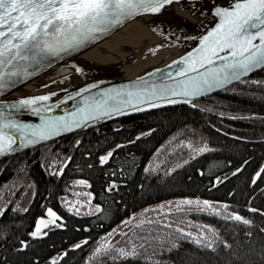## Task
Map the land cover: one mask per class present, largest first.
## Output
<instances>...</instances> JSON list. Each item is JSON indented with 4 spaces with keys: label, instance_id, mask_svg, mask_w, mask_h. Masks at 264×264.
Segmentation results:
<instances>
[{
    "label": "trees",
    "instance_id": "trees-1",
    "mask_svg": "<svg viewBox=\"0 0 264 264\" xmlns=\"http://www.w3.org/2000/svg\"><path fill=\"white\" fill-rule=\"evenodd\" d=\"M72 70L61 67L44 79ZM174 135L209 150L171 171L149 172L151 157ZM108 152L112 156L102 164ZM261 169L264 68L193 104L133 114L1 160L0 264H264ZM78 178L89 183L99 211L77 213L64 205L62 197ZM185 197L225 201L251 223L196 210L190 216L217 231L210 248L176 235L150 255L88 260L99 239L131 214ZM49 208L59 219L33 237Z\"/></svg>",
    "mask_w": 264,
    "mask_h": 264
},
{
    "label": "snow or ice",
    "instance_id": "snow-or-ice-1",
    "mask_svg": "<svg viewBox=\"0 0 264 264\" xmlns=\"http://www.w3.org/2000/svg\"><path fill=\"white\" fill-rule=\"evenodd\" d=\"M174 2L178 3L179 0H0V95L5 89L14 87L17 78H29L46 61L50 63L49 58H59L62 54L81 49L89 41L96 40L98 34H106L137 16L159 14ZM225 3L227 6H214V26L198 38V46L179 60L173 61V65L178 66L175 75L155 70L160 73L159 84L140 77L129 85L84 96L83 107H77L62 116L48 115L53 106L46 102L57 95L55 92L21 98L15 102H0V155L15 151L14 145H17L18 140L20 147L35 145L82 127L90 120L113 114L123 115L126 110L144 111V105L157 108L161 106L160 101L169 104L188 102L187 99L181 101L176 97L202 96L233 81H241L242 77L258 68H264V0H225ZM159 47L163 45L157 46L156 50ZM150 51L153 54L155 52ZM173 65H168V68ZM76 71L82 70L76 68ZM98 87L99 85L92 84L82 88L76 96L90 93L91 89ZM68 99L75 97L70 95ZM59 106L57 104L54 107ZM20 109H30L33 115L40 118V123L19 122L15 119L13 110L18 112ZM194 150L205 152L209 149L202 147ZM111 156L112 153L109 152L100 158V162L107 163ZM77 183L87 186L85 181ZM83 195L90 196L88 193ZM193 203L197 206L201 204L200 201L192 200L180 202L181 205ZM203 207L212 209L214 214L219 215L208 201H203ZM223 207L227 208V205ZM48 216L52 220L39 221L32 233L33 237L41 234V226L48 227L49 223H55L59 219L51 209H48ZM226 218L245 225L251 223L240 215L233 214ZM175 231L192 237L191 233L183 232L182 229ZM192 240L206 248L212 247L213 243L211 240L205 242L204 236L192 237ZM120 254L130 256L136 253L134 249L131 252L120 249ZM52 264L57 262L54 260Z\"/></svg>",
    "mask_w": 264,
    "mask_h": 264
},
{
    "label": "water",
    "instance_id": "water-1",
    "mask_svg": "<svg viewBox=\"0 0 264 264\" xmlns=\"http://www.w3.org/2000/svg\"><path fill=\"white\" fill-rule=\"evenodd\" d=\"M214 6H227L225 0H179L178 3L174 2L171 5L166 6L164 9L171 10L175 7H182L185 9H193L196 19L193 20L192 23H189L186 27L182 28L179 31L180 36L173 40L168 41L165 45L154 54H151L147 57L142 63L133 67L128 70H123L120 66H104L94 69L88 76L83 79L78 80L77 82L72 83L66 88H63L59 91H56L57 95L52 96V98L46 102L48 105L53 106V110L48 113V115H66L72 111H74L77 107H83L82 99L84 96L95 95L97 92L106 91L111 88H120L124 85H129L136 81L138 78L143 77L145 80L154 83H161L159 77L160 73H157L155 70L160 69L163 72H172L175 75L177 65H173V61L179 60L180 57L186 55L189 51L194 49L198 46V38L206 33L208 29L214 26L212 10ZM203 13V14H202ZM148 14H144L141 16H137L130 20H126L123 25L117 26L110 30L108 33L100 35L98 34V38L94 41H89L84 47L78 49L74 52H70L68 54H62L59 58H49V62H45L42 67L39 68L37 72H35L31 77L24 78L20 80L17 78V83L14 87L5 89L3 94L0 95V102H15L21 98H28L32 96H38V94L26 93L22 94L24 88L39 80L40 78L48 75L49 73L53 72L54 70L61 68V67H72L73 70L69 73L59 75L56 78H61L67 76L69 74L76 72V62L79 60L82 53L86 52L87 50L93 48L96 44L100 43L105 38L109 37L110 35L118 32L126 25L135 22L137 20L142 19L144 16ZM193 37L197 39H192ZM168 65H173L172 68H168ZM182 67V66H181ZM263 68H258L253 72L249 73L247 76L242 77L245 79L247 77H252L255 73L260 71ZM32 71V69H29ZM152 74V75H149ZM180 79L181 77H176ZM239 81H233L231 84L226 85L221 88H216L210 92L205 93L202 96L192 97V98H184V97H176V99L184 101L185 99L188 102H180L176 104H169L166 101H160V107L151 108L147 105H144V111H134V110H126V114L119 115L113 114L110 117H101L96 120H90L87 122L86 125L74 128L71 131L63 132L58 136H54L49 140L41 141L35 145H28L26 147L19 146V140L17 141V145H14L15 151H9L4 155H0V161L12 157L16 154L23 153L24 151L31 150L33 148L42 146L43 144H47L50 142H54L57 139H60L64 136L71 135L83 130H88L94 127H98L108 122L117 121L124 117L141 113V112H148L164 107L176 106V105H184V104H193L199 99L204 97L210 96L215 94L219 91H222ZM92 84L99 85L98 88L91 89L90 93H82L81 96H76V93L85 87H88ZM52 93V92H51ZM74 96L75 99H68V96ZM61 101H64L61 103ZM59 104V107H54L55 105ZM15 119H17L21 123L27 124H39L40 118L38 116L33 115L30 109H20L18 112L14 111Z\"/></svg>",
    "mask_w": 264,
    "mask_h": 264
},
{
    "label": "rangeland",
    "instance_id": "rangeland-1",
    "mask_svg": "<svg viewBox=\"0 0 264 264\" xmlns=\"http://www.w3.org/2000/svg\"><path fill=\"white\" fill-rule=\"evenodd\" d=\"M189 145H191V147H189ZM202 147H205V145L186 141L180 138V135H174L164 145L160 146L153 157H151L147 170L149 172L171 171V169L173 170L174 167L186 160L189 156L198 152L194 149ZM78 181H85L87 186L78 184ZM84 193H88L90 196L83 195ZM184 200H192L194 202L200 201L201 204L199 206L195 203L192 205H181L180 202ZM62 201L69 210L77 213L89 214L97 212V208L100 209V205L93 201V193L89 189V183L82 178L72 181L68 188V192L62 197ZM203 201H208L213 205L220 216L229 217L235 214L243 217L240 213L229 210L228 207L224 208L223 206L227 205L225 201L189 197L162 200V202L144 207L142 210L140 209L131 214V216L127 217L120 225L104 234L99 239L97 246L88 257V260H93L103 255L111 257L123 256L120 254V249H123L125 252H131L134 249L135 253L150 255L155 249L162 247L166 241H172L176 235H179V237L184 236L181 232L175 231L178 228L182 229L183 232L191 233L192 237L204 236L206 237L205 242L211 240L214 243L219 238L217 231L212 226L202 223L190 216L191 212L196 210L214 213L212 209H205L203 207ZM49 209L55 212L57 217H60L55 210L52 208ZM41 220H52V218L48 216V209L46 215L41 217L38 222ZM52 224L53 223H49L48 227L41 226V234ZM165 225L168 226L165 227ZM36 227L33 232L36 230ZM209 229L213 231H209ZM213 232L215 235H213ZM97 249H100V251L97 252ZM61 254L62 252L59 253L58 256Z\"/></svg>",
    "mask_w": 264,
    "mask_h": 264
},
{
    "label": "bare ground",
    "instance_id": "bare-ground-1",
    "mask_svg": "<svg viewBox=\"0 0 264 264\" xmlns=\"http://www.w3.org/2000/svg\"><path fill=\"white\" fill-rule=\"evenodd\" d=\"M196 19L193 9L175 7L163 9L159 14H148L132 22L118 32L82 53L76 62L81 72L56 78H40L27 85L22 94L46 95L68 87L88 76L94 69L104 66H120L128 70L142 63L147 57L158 51L170 40L180 36L179 31ZM154 52V53H155ZM48 85V87H44Z\"/></svg>",
    "mask_w": 264,
    "mask_h": 264
}]
</instances>
